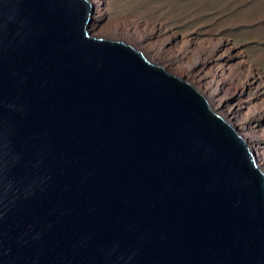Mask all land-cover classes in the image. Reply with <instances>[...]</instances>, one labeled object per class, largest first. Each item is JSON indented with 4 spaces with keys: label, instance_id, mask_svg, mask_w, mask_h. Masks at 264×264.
I'll return each mask as SVG.
<instances>
[{
    "label": "water",
    "instance_id": "water-1",
    "mask_svg": "<svg viewBox=\"0 0 264 264\" xmlns=\"http://www.w3.org/2000/svg\"><path fill=\"white\" fill-rule=\"evenodd\" d=\"M89 9L0 0V264H264L245 140Z\"/></svg>",
    "mask_w": 264,
    "mask_h": 264
},
{
    "label": "rangeland",
    "instance_id": "rangeland-1",
    "mask_svg": "<svg viewBox=\"0 0 264 264\" xmlns=\"http://www.w3.org/2000/svg\"><path fill=\"white\" fill-rule=\"evenodd\" d=\"M87 29L92 36L130 44L145 56L149 47L177 35L179 40L170 45V52L180 56L163 67L185 81V65L218 44L215 58L202 65L207 81L225 78L224 91L234 92L241 81L255 74L264 85V0H94ZM140 33L145 34L142 41ZM226 51L231 56L223 55ZM252 92L247 89L240 97L239 118H251L248 127H237V131H255L260 138L255 145L264 148V92ZM238 100L235 97L232 102Z\"/></svg>",
    "mask_w": 264,
    "mask_h": 264
},
{
    "label": "bare ground",
    "instance_id": "bare-ground-1",
    "mask_svg": "<svg viewBox=\"0 0 264 264\" xmlns=\"http://www.w3.org/2000/svg\"><path fill=\"white\" fill-rule=\"evenodd\" d=\"M88 2L94 4V0H89ZM89 13H90V9H89ZM160 31L161 30H159L158 28L156 29V32L159 33ZM138 37H139V41H142L145 38V34L140 33ZM178 40L179 39L177 35H170L163 42V44L161 43L159 46L157 45L154 47H149L148 50L145 51L147 56H145L144 54L143 55L145 56L146 59L148 58L149 60H151L149 61L147 59L149 62L153 63L154 65H159V66L162 65L161 67L165 70V67H163V65L165 66V64L166 65L171 64V62L173 63V61L178 60L180 56V53L170 52V45L172 43H176ZM185 45L187 46L188 43H184V46ZM218 47H219L218 44L215 45L208 51V53L202 56L200 55L201 57H199L198 60L186 64L184 69V75H186L188 78L187 82L190 83L196 90H198L199 93L203 95V97L208 102L211 110L237 131V127L240 128L248 127V123L251 118V117L247 119L239 118L238 106H240L241 102H243L241 101L242 99H240V97L246 92L247 89L249 90L250 88L253 89L252 94L259 95L260 93L264 92L263 90L264 85L261 82V76L255 74H251L248 80L241 81L238 84L239 85L238 88H236L237 90L234 92L224 91L225 88L223 89L224 86L223 84L226 80L223 77H221L223 79L221 80L219 79L220 81H215V80L207 81L206 74H203L201 71L202 65L208 62L210 59L215 58L214 56L216 54V50L218 49ZM186 49L187 47L182 48L183 52ZM223 55L227 57L231 56V51H226ZM255 83H257V85H254ZM235 97L239 98L237 103L232 102V100ZM261 113H263L262 115L264 116V109L261 111ZM239 134L245 140L246 145L253 153L254 158L256 160V164L264 173V148L257 147L255 145V141L260 140L259 136L255 134V131H247L246 133L240 132Z\"/></svg>",
    "mask_w": 264,
    "mask_h": 264
}]
</instances>
